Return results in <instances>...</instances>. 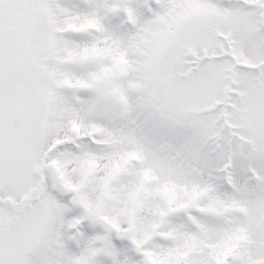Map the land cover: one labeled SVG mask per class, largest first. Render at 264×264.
I'll return each mask as SVG.
<instances>
[{
  "label": "snow or ice",
  "instance_id": "snow-or-ice-1",
  "mask_svg": "<svg viewBox=\"0 0 264 264\" xmlns=\"http://www.w3.org/2000/svg\"><path fill=\"white\" fill-rule=\"evenodd\" d=\"M0 264H264V0H0Z\"/></svg>",
  "mask_w": 264,
  "mask_h": 264
}]
</instances>
